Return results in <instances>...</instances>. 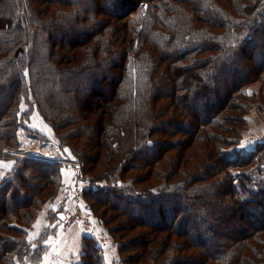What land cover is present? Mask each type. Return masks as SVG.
<instances>
[{"label": "trees", "instance_id": "obj_1", "mask_svg": "<svg viewBox=\"0 0 264 264\" xmlns=\"http://www.w3.org/2000/svg\"><path fill=\"white\" fill-rule=\"evenodd\" d=\"M90 16L95 17L93 22L100 23L88 24ZM94 40L97 43L92 46ZM80 46L93 47L92 55L85 56ZM57 47L63 52L57 51ZM254 52L264 59V0H0V160L10 157L6 147L16 148L19 144L17 121L25 100L29 109L36 108L59 139L78 156L80 149L69 141L73 136L69 127L81 120L83 128L90 125L86 130V147L95 155L94 164L90 163L91 156L89 162L85 161L84 176L99 170L104 159L105 165H109L101 166L105 173L99 176L109 184L95 187V178L90 175L92 186L85 190V195L99 202L112 197V205L131 215L132 227L145 225L144 216L154 218V223L149 224L157 230L143 233L151 235L150 239L179 220L175 233H187L190 244L186 248H193V253L176 259L173 251L167 252L169 242L156 245L142 237L116 236L120 257L113 264H160V259L161 264H264V260L260 263L253 258L250 263L245 250L249 248L246 239L264 231V142L246 155L233 149L236 140L231 133L242 124V115L228 116L236 121L235 127L223 122L216 124L215 130L206 131L203 154L207 160L220 154L226 183L217 193L215 203L221 204L225 195L232 198V205L219 211V221L207 222L208 231H203L199 224L193 223L192 230L186 226L187 221L195 220L196 212L202 213L197 211L199 199L207 207L215 208L213 202L203 197L211 182L195 184L203 196L192 204L187 201L185 206L184 201L179 202L178 190L171 189H182L186 182L190 184L198 178L196 169L185 179H173L181 165L172 158L164 176L169 180L164 189H157L158 193L150 179L157 168L149 170L170 150L186 145L184 138L169 139L184 129L186 121L178 116L164 119L168 106L162 99L175 97L186 113L195 108L194 104L195 111H201L211 122L217 121L229 107L243 111L238 101L245 98L247 85L262 79L264 73V65L244 62ZM105 64L107 67L103 68ZM225 83L228 88L220 91ZM95 97H104L102 104L95 106L97 112L101 110L98 117H83L72 111L89 106ZM92 120L94 124H90ZM151 120L154 122L146 125ZM141 123L145 125L140 129ZM191 123L196 131L197 120ZM184 131H188L187 127ZM154 134L166 135L155 138ZM132 149L134 152L127 157ZM187 157L189 160L194 156ZM201 161H197V168L208 164ZM146 167L148 172L134 175L133 181L139 188L133 182L124 183L129 168ZM61 168L58 163L18 156L13 168L0 179V264H43L46 236L29 241L27 229L33 226L44 204L58 193L63 181ZM256 168L259 170L255 171ZM170 200L174 205L169 216L160 220V207ZM156 207L157 215L153 213ZM241 215L246 220L248 215L251 217L246 224L235 225L228 231L241 230L243 236L219 243V237L225 235L221 232L223 226L237 217L242 220ZM54 217L59 218L57 214ZM219 222L223 226L217 225ZM109 231L113 229L110 227ZM84 241L86 245L77 264H103L100 245L90 235ZM130 251L132 255L124 254ZM92 255L101 259L91 262Z\"/></svg>", "mask_w": 264, "mask_h": 264}, {"label": "rangeland", "instance_id": "obj_2", "mask_svg": "<svg viewBox=\"0 0 264 264\" xmlns=\"http://www.w3.org/2000/svg\"><path fill=\"white\" fill-rule=\"evenodd\" d=\"M57 5L59 6V4ZM46 6L48 8L51 5H40L41 8L46 7ZM105 8H108V6L106 5ZM46 9H43V12L46 13ZM94 18H95L94 16L88 17L87 23L91 25L100 23L99 20L93 22ZM124 20L125 19H122V22ZM119 22H121V20L118 21V23ZM107 34H110V32H107ZM129 36L131 37V34ZM96 43L97 41L94 40L91 44L92 46H94ZM78 48L85 50V56L87 57L91 56L93 53V47L86 49L85 47L83 48L82 46H80ZM56 49L59 52H63L60 49V47H57ZM248 60L253 62L257 67H259V65L260 66L264 65V59L263 58L260 59V57L258 56V53L256 52H254V54L248 57L244 62L247 63ZM257 61H259L261 64H258ZM105 66L107 67V64H105L103 68ZM262 76H263L262 79L253 80L251 83L247 85L245 98L243 100H240V102L238 101V103H242V106L244 107L243 111L235 107L234 108L229 107L223 110L220 117L216 118L218 120L214 122H211V120H208V117L206 118V116L202 115L201 111L196 112L195 111L196 106H194V104H193V107L195 108L194 109L190 108L189 111L186 113V112H183V109L179 108L180 102H178L175 99V97L172 96L173 98L168 97V98L162 99L163 103L167 102V106H168V109H167L168 113L163 118L171 119V120H172V117H177V116L182 118L183 121H186V124L184 122V124L186 125L184 126V129H186L187 127L188 131H184V129H181L179 133H174L173 134L174 136L172 138L169 137L170 140H177L179 138H184L186 140V145L184 146V148L170 150L171 152H168L165 155V157L157 161L156 164L154 165L152 164L149 166V170L152 167L157 168L156 175L154 174V176L151 175L150 177L151 181H154V183L156 184L154 186L156 189V193H158V190L164 189L165 183L169 180L167 178L166 180L164 176H166L167 173L169 172L168 170L171 166L170 160L172 158L177 160L181 165L180 170H178L177 175H174L173 179H177V180H182L183 178L185 179V177H187L188 173L193 168H195L196 172H198V178L193 180L190 183L191 185L188 182H186L185 183L186 187L183 185L182 189L180 188L171 189V190H178L176 192H178L181 196L179 202L184 201L183 203L185 206H186L187 201L191 202L192 204L196 202L195 201L196 198L203 196L199 190L197 191L195 189L194 187L196 186L195 184H202L205 181L211 182V186H209L208 189H204L206 190V192L203 197L213 202L215 208L213 209V208L207 207V205H205L203 201L199 199L198 200L199 207H197V211L200 210V212L202 213L199 214L195 211L194 208H192L193 209L192 213L196 212V215H194L195 220L192 219L191 221L192 223L187 221L188 225L186 227L187 229L189 228V230H192V227L194 226L193 223H194V224H199L202 227L203 231L204 230L208 231V226H205L207 222L209 221L208 222L209 224L212 221H216V220L219 221L218 220L220 216L219 211H223V210L225 211L228 209L229 206L232 205V198H229L227 195L223 197L224 201L223 202L221 201V204L215 203L216 199H218L217 193L220 192V189L225 188L226 183H225V177L221 173V165L223 163L218 159L220 158V154L217 153V154H214V156L210 155L212 158L209 157L208 160L205 159L206 157L203 154V150H204L205 144H207L206 142L208 139L206 137L207 136L206 131L210 129L215 130L216 124H221L223 122H226V124L230 125V127L231 126L235 127L236 121L229 119L230 117L228 118V116L229 115H237V116L242 115L243 116L242 124L237 127V132L231 133V136L234 137V139L236 140V143L233 146V149L238 150L241 153V155H246L249 152L253 151V149H255L258 144H262L264 142V73L262 74ZM84 78L85 77L83 76V79ZM227 88H228L227 83L221 84L220 91H225ZM169 93H173V92L170 90ZM215 93H216V90L211 92L212 99ZM103 98L95 97L94 100L95 101L97 100V102L93 100L91 101L92 103L89 106L86 104L84 108L76 107L72 111L73 112L75 111L76 114H79L80 112L83 117L85 115V116H90L92 118H96L100 115L101 110L97 112V110L95 109L96 108L95 106L98 104H102V102L100 101ZM5 99H6V95L5 97H3V101ZM104 102L105 101H103V103ZM170 102L173 103L171 106H170ZM195 104L199 105V103H195ZM89 108H91L90 111H87V109ZM81 118L82 117H80V119ZM194 119L197 120V124L199 126L197 127L196 131H195L194 125L192 126V123H191ZM79 122L80 123L70 124L71 126L69 128L71 129L74 137L71 136L69 141L77 144L78 148L80 149L79 151L80 156L75 154L71 150V147L68 144H64L61 141V139H59L58 135L56 134L51 124H49L48 122L44 120V118L42 117V115H40V113L38 112L36 108L30 110L28 107V102L26 100L25 102H22L21 111L19 112V117L17 121V129H16L19 144L16 148H13L11 146L6 147L7 155H9L10 157L0 160V179L6 175V172H9L13 168V165L16 163L18 156L29 158L30 157L29 154H34L35 151H37L38 149L42 150L40 146V144L43 142L42 139H45V138L53 139L59 145V150L64 156L62 158L64 160L71 161L72 164H67L61 160L48 161L44 159V161L60 164L62 167L61 170H62V176H63L62 184L57 193L58 197L53 202L54 207L52 206L51 208V210L54 209V211H52L53 214H51V217L49 218L51 219V221L55 219H59L63 221L65 226H70L72 224H79L80 227H82L83 225H81L79 221L82 222L81 218L85 216V228H84L85 233L87 234V236L90 235L91 237H93L94 240L100 245L103 264H113V262L119 259L120 257V251L118 249L119 242L115 240L116 236L120 237L121 239L122 238L132 239L135 237H142V238H145L147 242H149L150 240H153L156 243V245H160L162 242L163 244L169 242V245H171V247H169V250L167 252L169 253L170 251H173L176 259L180 258L181 256H187L190 253H193V248L192 249L186 248L187 243L190 242L187 236L188 234L183 233V232H181L183 233V235L175 233L177 231L175 224L178 223L179 220H177L174 225L170 226V228L168 227L169 229H163L162 231H160V233H156L157 235L155 236L152 235L153 239H150L151 235H146L143 233L151 234L150 233L151 230H154V231L157 230L155 227H152L149 224V223H154V221H151V219L153 220L154 218L144 216V219L146 218L145 219L146 221L144 222L145 225H142L139 227H132L129 225V222H130L129 216L131 215L128 214L127 212L122 213L120 208L117 209L115 205H112L111 203L114 200L112 197L99 202V201H93L89 196L87 197V195H85V190L88 189L90 186H92V184L95 185V187H100V188L105 187L107 184H109V183H106L105 179H102L99 177V176H102L103 173H105L103 172V169H101V166L108 168L109 165H107V163L105 165L106 159H104V161H100V164H99L100 168L99 170L96 171L97 173L89 171L88 174L84 176L85 172L83 171V168L85 165V161L89 162L88 157L91 156L92 161H90V163L94 164L95 161H93V159L95 158L94 157L95 155L92 154L93 152H90L88 148L86 147L87 146V135H89V132H87L86 130H88V127H90V125L89 126L87 125L88 127L83 128V125H84L83 122H81V120ZM152 122H154V120L147 121L146 125ZM91 123L94 124L95 121L92 120L90 124ZM144 125L145 124L141 123L140 129H141V126H143L144 128ZM76 127H80V129H76ZM62 130L66 131L67 129H62ZM165 135L166 134H162V135L154 134V137L160 138L161 136H165ZM247 141H251L252 143L250 145H247L246 147H241L240 144L237 143V142L243 143ZM132 143H133L132 146L134 147L135 142H134L133 135H132ZM228 146H232V144ZM134 149L129 151L126 154V156L130 157V155L134 152ZM43 152H45V150H43ZM187 154L191 157L194 156L193 159L190 158L189 160H186L188 158ZM190 154H192L193 156ZM177 158H179V160ZM199 160H203V161L207 160L208 164L205 167H208V168H205V167L197 168L198 167L197 161ZM203 161H201V163ZM89 166L91 165L89 164ZM257 166H259V164H257ZM86 169L87 171L89 170L88 166H86ZM258 170L259 169L257 168L255 169V171H258ZM140 171L148 172V169L147 167L144 170H139L137 168H129V170L124 175V179L127 180L124 183H127L128 185H130L131 184L130 182H133L137 186V184L133 180H134V175L138 174ZM66 175L68 176L67 178H66ZM90 175L94 176L95 178V180L92 181V184L89 178ZM31 181L35 183V179H31ZM78 184L81 185L83 189V193H82V198H80V200L78 199V202H75V199L73 198V192H74V189L78 186ZM121 185H126V184H121ZM137 187L139 188V186ZM189 187H191L194 190L192 192L189 191L191 189ZM53 198H51L50 200L53 201ZM173 202L174 201H171V200L165 201L163 204V207H160V210L157 209V207L154 208L153 213L156 214L155 211L159 210L160 214L162 213L160 220L162 219L165 220V218L169 216V209H171L172 206L174 205ZM179 202H175V204L176 203L179 204ZM185 206H184V209H185ZM43 208H46L45 204ZM42 209L40 211H42ZM61 213L64 214L65 216L64 219L60 217ZM135 213L137 212L135 211ZM56 214L59 216V218L54 217L56 216ZM144 215L146 214L144 213ZM242 215L240 217L242 220H240L239 217H237L236 219H234V221H231L230 223H228L227 226H223V224H221L220 222L217 223V225L219 224L220 226H223V229H221V232L225 234L224 236L219 237V241H218L219 243L222 242V240H226V239L235 240L243 236V233L241 230H239L238 232L228 231L235 225L240 226V225L246 224V222H248L247 220L251 217L248 215V218L246 220V218H244ZM68 217L73 218L72 221L76 220L77 222L75 221L71 224L67 223L66 221ZM189 226H191V228ZM110 227L111 229H113V232L111 233L109 231ZM252 227L253 225H251L250 229ZM30 228L31 227L27 229L28 233H27L26 238L29 241H34V240L29 239ZM40 235L46 236L45 244L48 249V237L50 238V236L54 235V233L44 228ZM245 242H248L249 244L248 246L249 248L245 250L247 254L249 255L250 263L252 262L251 258L255 259V261L257 262L263 263L262 260H264V258L261 257V254L263 255L264 253V231L256 232L255 234L250 236L248 239H246ZM194 249L196 250L195 247ZM130 252H125L124 254L132 255V251ZM194 255L195 254H193V256ZM101 256L99 257V255H95V256L92 255L91 259L89 260L91 262L94 261L96 263L98 262V257L101 259ZM188 260H191V259L187 258V261ZM161 261L162 259H160L159 261L160 264H161ZM189 262L191 263V261ZM193 263L194 262H192L191 264ZM17 264H20V263L17 262ZM28 264H32V263H28ZM43 264H44V261H43Z\"/></svg>", "mask_w": 264, "mask_h": 264}, {"label": "crops", "instance_id": "obj_3", "mask_svg": "<svg viewBox=\"0 0 264 264\" xmlns=\"http://www.w3.org/2000/svg\"><path fill=\"white\" fill-rule=\"evenodd\" d=\"M57 197L58 194L53 198V201L49 200L45 203L46 208L40 211L29 230V239L36 240L39 238L44 228L52 231L54 235L48 237V249L43 257L44 264H77L81 259L85 247L84 237L87 234L84 227H80L79 224L65 226L63 221L59 219L54 218L55 220L51 221L49 217L54 211L51 208L54 207L53 202Z\"/></svg>", "mask_w": 264, "mask_h": 264}, {"label": "built area", "instance_id": "obj_4", "mask_svg": "<svg viewBox=\"0 0 264 264\" xmlns=\"http://www.w3.org/2000/svg\"><path fill=\"white\" fill-rule=\"evenodd\" d=\"M42 143L40 144L42 150H37L35 151L34 154H29L31 158H35V159H41V160H48V161H63L67 164H72L71 161L69 160H64L62 157L63 154L61 153V151L59 150V145L53 140V139H50V138H45V139H42ZM43 150H45V152H43ZM82 193H83V189L81 187V185L78 184V186L74 189V192H73V198L75 199V202H78V199L80 200V198H82ZM71 216V215H70ZM82 222L79 221L81 223V225H83V227L85 228V216H83L82 218ZM73 218L71 217H68L67 218V223H73L75 221H72ZM77 222V221H76Z\"/></svg>", "mask_w": 264, "mask_h": 264}, {"label": "snow or ice", "instance_id": "obj_5", "mask_svg": "<svg viewBox=\"0 0 264 264\" xmlns=\"http://www.w3.org/2000/svg\"><path fill=\"white\" fill-rule=\"evenodd\" d=\"M238 144H240L241 147H246L247 145H250L252 142L251 141H247V142H237Z\"/></svg>", "mask_w": 264, "mask_h": 264}, {"label": "water", "instance_id": "obj_6", "mask_svg": "<svg viewBox=\"0 0 264 264\" xmlns=\"http://www.w3.org/2000/svg\"><path fill=\"white\" fill-rule=\"evenodd\" d=\"M60 217L63 218V219L65 218L63 213L60 214Z\"/></svg>", "mask_w": 264, "mask_h": 264}]
</instances>
